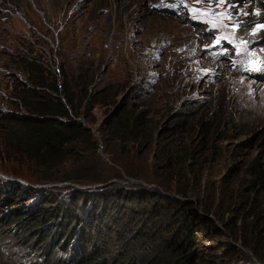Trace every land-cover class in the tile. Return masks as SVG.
<instances>
[{"label": "rangeland", "instance_id": "374dc122", "mask_svg": "<svg viewBox=\"0 0 264 264\" xmlns=\"http://www.w3.org/2000/svg\"><path fill=\"white\" fill-rule=\"evenodd\" d=\"M157 1L15 0L9 15L5 6L0 7L4 25H0V188L17 191L16 202L9 206L0 196V220L14 209L15 217L23 214L17 194L34 189L51 196L45 206L60 203L58 215L68 210L67 202L73 198L77 199L74 208L87 203L80 207L82 212L90 201L105 202L93 221L99 227L98 242L112 252L115 228H129L138 221L132 220L138 215L127 214L120 206L123 195L146 188L149 198L167 197L169 209L186 208L214 220L213 229L209 221L196 219L195 233L185 239L191 252L193 243L199 242L198 264H245L251 257L263 263L230 233L237 229L236 219L244 215L242 199L250 194L245 189L250 175L244 164L264 155V64L260 63L264 61V41L260 40L264 28L257 29L264 24L258 14L264 8L259 0H225L219 6L202 2L198 4L209 15H193L201 21L193 22L184 15L159 11L153 6ZM18 10L22 15L16 16ZM219 12H225L223 21L214 15ZM236 20L242 23L233 29L231 23ZM213 23L229 26L213 29ZM217 36L222 37V46L208 47ZM255 40L259 43L253 47ZM32 58L40 63H30ZM53 80L58 90L51 86ZM34 85L62 101L65 86L71 87L77 101L83 99L80 106L69 108L71 118L91 130V139L79 140L51 167L39 166L4 133V123L10 122L5 116L13 117L14 111L28 113L22 91ZM173 111L186 121L174 125L169 118ZM201 111L208 114L198 116ZM139 112L144 113L141 120L147 132L152 130L156 143L146 145L142 138H121L113 131L110 121L115 122L116 115L130 118ZM185 147L190 157L184 154ZM168 148L186 161L177 159L166 170L187 176L172 180L169 189L154 176V164ZM82 165L96 167L93 171L106 180L59 178ZM45 174L57 179L41 178ZM18 183L24 188H16ZM209 206L218 210L225 224L207 211ZM34 234L14 237L10 243L43 244L44 239ZM51 254L49 263L40 257L38 261L54 264L56 254ZM4 258L20 264L32 257L17 263L13 257Z\"/></svg>", "mask_w": 264, "mask_h": 264}, {"label": "trees", "instance_id": "16d2710c", "mask_svg": "<svg viewBox=\"0 0 264 264\" xmlns=\"http://www.w3.org/2000/svg\"><path fill=\"white\" fill-rule=\"evenodd\" d=\"M258 5L264 8V0H259ZM261 15L264 16V10ZM38 62L37 59H30V63L34 65H38ZM50 84L55 90H58L59 87L54 80ZM99 91L101 94L104 92V90ZM64 92L65 102L69 107L76 108L82 104L83 99L77 101L78 96L68 85L65 86ZM22 93L26 111L42 115V118L10 119V122L4 123L7 126V131L4 133L10 138V141L15 142L14 145L21 147L26 155L34 157V161L39 166L56 165L63 159V156L72 151L75 143L79 140L91 139L90 128H86L77 120L72 119L68 106L59 97L36 88H25ZM88 107L89 105L87 109ZM207 114L208 112L201 111L198 116ZM143 115V112H139L129 118V116L119 113L115 117V122L110 121L113 131H116L121 138H127L128 135V137L133 135L132 139L142 138V142L146 145L151 144L153 140L156 143L157 139L153 136L152 130L149 132L145 130L148 126L141 120ZM170 120L175 125L186 121V117L181 113H176ZM184 154L191 156L188 147H185ZM177 159L183 164L186 161V158L174 156L173 148H168L163 151V156L154 164L155 179L168 189L170 188L168 183H171L172 180L179 179L182 175L187 179V176L184 175L185 172H181L183 173L181 174L174 173V169L166 170L167 165L173 161L178 162ZM244 165L250 175L245 189L249 190L250 194L242 199L244 215L236 219L239 221L237 229L230 235L233 239H239L241 244L248 247L253 255L264 263V155L253 157ZM95 168L82 165L75 167L73 171L64 172L65 174L59 178L61 180L95 182L106 180L104 175L93 171ZM44 176L41 178L57 179L47 174ZM15 187L24 188L20 183ZM14 191L13 198L8 200L6 197L10 195L9 190L3 194L2 199L6 200L8 205L16 202L17 191ZM36 192L34 189L25 194H17L18 202L22 203L23 214L15 217L17 209H14L8 217L5 216L1 219L0 235L5 236L8 240L14 239V237L22 239V236L30 237L29 235L36 231L33 236H38L37 239H44L43 244L39 246L33 245V242L22 244L21 240H16V243L22 245L25 253L29 255L52 257L51 253L55 249H62V254L56 256L57 260L55 259L54 264H198V256L195 251L199 250V242L193 243L191 247L193 252H191L187 250L190 248V244L185 242V239L189 234L195 233L194 222L196 219L203 218L204 221H209L213 229L216 228L214 220L208 215L197 214L192 212L193 210L187 212L186 208L180 211L175 207L169 209L170 201L167 197L160 195L158 198H149L150 192L144 188L136 191L132 196L123 195L124 200L120 202V206L127 214L138 215L132 219L138 221L129 228H115L113 250L108 252L109 250L97 240L99 227L93 221L98 219L105 202L90 201L86 206V211L84 209L85 212H82L79 211L80 207L87 203L84 202L79 204L78 208H74L77 199L73 198L67 202L66 210H68L58 215L56 208L60 204L59 202L52 204L53 207H48L49 204L45 206V203L51 200L49 193H38L32 206L26 204L30 197L36 195ZM79 192L81 194L84 191L79 190ZM85 193L90 194V192ZM0 194H2L1 191ZM91 209L92 214L89 213ZM96 210L97 212H95ZM207 211L214 212L218 220L225 224L224 218L219 215L218 210H212L209 206ZM92 215L96 218L85 219ZM6 220L7 223H5ZM81 220H86L87 226L85 227V221H82L81 226H78V232L73 231L72 228H75ZM15 223L18 225L15 226ZM59 235L61 236L59 237ZM72 237H74V242H71ZM0 258L5 261L1 252ZM45 261L48 262V259L46 258ZM1 264L7 263L1 262Z\"/></svg>", "mask_w": 264, "mask_h": 264}, {"label": "clouds", "instance_id": "9594fccd", "mask_svg": "<svg viewBox=\"0 0 264 264\" xmlns=\"http://www.w3.org/2000/svg\"><path fill=\"white\" fill-rule=\"evenodd\" d=\"M154 3H156V5H159V4H161V0H158L157 2H154ZM154 3H153V6H154ZM170 5H173V6H170ZM155 8H157L159 11L167 12V13L171 14L172 16H175V17L184 15L185 16V20H187V21L188 20H191L193 22L200 21V20L194 19L193 18V15H195V17H199L200 15H197L195 13H190L189 9H199V10H202L201 5H199L196 1H190V0H184V4H179L178 3V0H164V6L163 7H155ZM258 12H259L258 14L261 15L262 10L259 9ZM262 19H264V16L262 17ZM260 40L261 41H264V37H262ZM257 43H259V40H257V41L255 40L254 42H252L251 45L253 47H255L254 45L257 44ZM263 43L264 42H261V45ZM218 46H222V43H220ZM35 87H36L35 85L32 86V88H35ZM64 102H65V100H64ZM65 104L67 105L66 102H65ZM69 108L70 107L68 106V109ZM17 112H20V111H17ZM28 113H30V112H28ZM172 113H174V115H175L177 112L176 111L175 112L173 111ZM5 118H7V119H18V118H13V117L9 118L7 116H5L4 119ZM6 185H9V184L7 183ZM5 188L6 189H1L0 188V191L2 193V194H0V196L2 198H3V196H4L3 194H4V192H6V190H9V194L12 193V190H15L14 188H9L8 186H5ZM10 191H11V193H10ZM37 195H38V193L36 192V195H33L32 197H30L28 199V201L26 202V204L29 205V206H32L33 203L36 201ZM6 210H8V208ZM9 215L10 214L8 213V215H5V216L8 217ZM82 221H85V220L79 221L76 224V227L75 228H72L73 231L78 232V229H79L78 226H81ZM85 225H86V222L84 223V226ZM11 241H12V239L11 240H8V238H5V236H1L0 235V252H1V255H2L3 258H4V256L13 257L14 258V262L17 263L16 261H20V259H27L29 257H32V258H29L28 260H26V261H24V262H22L20 264H41V261L40 262L38 261V258L40 257V259L41 260H44V261L47 258L48 259V262L45 261V263H49L50 256H39V255H36V254H33V255L26 254L25 253V250H24V247L22 245H20L19 243H16V241H13L12 243H10ZM71 242H74V237L71 238ZM22 244H24V243H22ZM62 252H63L62 249H55L54 250L53 255H54V253L56 254L55 255V259L56 260H57L56 256H60L62 254ZM1 262L7 263V264H10V263L13 264V262L6 261V259H5V261L1 260Z\"/></svg>", "mask_w": 264, "mask_h": 264}, {"label": "snow or ice", "instance_id": "6c2138e0", "mask_svg": "<svg viewBox=\"0 0 264 264\" xmlns=\"http://www.w3.org/2000/svg\"><path fill=\"white\" fill-rule=\"evenodd\" d=\"M196 2L197 3L207 2L209 4L215 3V4H217L219 6V5L224 4L225 3V0H196ZM178 3L179 4H184V0H178ZM163 6H164V0H161V4L154 5V7H163ZM170 6H173V5H170ZM189 11H190V13H195L197 15H205V16L209 15L208 12H204V11L199 10V9H189ZM214 15L216 17H219L221 21H223L224 18H225V12L215 13ZM227 19L231 21L232 20V15L231 14H228L227 15ZM241 23H242V21H240V20L233 21L231 23V27H233V29H236V28H238L240 26ZM219 26L227 27L229 25H227V24H220V25H218L217 23H213V25H212L213 29H216ZM259 28H264V24L257 25V29H259ZM221 39H222V37L217 36L216 37V40L214 41V44L213 45H210L208 47H213V46L219 45ZM260 63L261 64H264V61H261ZM250 70H256V69H255V67H252ZM261 70H264V69H261Z\"/></svg>", "mask_w": 264, "mask_h": 264}, {"label": "bare ground", "instance_id": "6f19581e", "mask_svg": "<svg viewBox=\"0 0 264 264\" xmlns=\"http://www.w3.org/2000/svg\"><path fill=\"white\" fill-rule=\"evenodd\" d=\"M7 1L9 2L8 4H7ZM19 1V0H18ZM26 1V0H25ZM43 1V0H42ZM49 1H51V0H49ZM15 2V0H0V7H6L7 8V10H5V11H7V13H8V15L9 14H11V12L10 11H12V9H13V7L11 6L13 3ZM35 2V1H34ZM15 4V3H14ZM16 5V4H15ZM41 5V4H40ZM62 9H64V5L62 6ZM67 9V8H66ZM65 10V9H64ZM0 11H2V10H0ZM19 12H15V14H16V16H19V15H22V11H23V9H22V11H20V10H18ZM13 12V11H12ZM4 13V12H3ZM24 13V12H23ZM13 15V14H12ZM0 16H1V14H0ZM13 16H15V15H13ZM21 18V17H20ZM23 18V17H22ZM24 19V18H23ZM0 25L3 27L4 25L2 24V23H0ZM1 27V28H2ZM0 28V29H1ZM246 263L245 264H262L261 262H259L256 258L255 259H253L252 257L248 260V261H245Z\"/></svg>", "mask_w": 264, "mask_h": 264}, {"label": "water", "instance_id": "95a60500", "mask_svg": "<svg viewBox=\"0 0 264 264\" xmlns=\"http://www.w3.org/2000/svg\"><path fill=\"white\" fill-rule=\"evenodd\" d=\"M118 109V108H117ZM117 109L116 110H113L111 111L107 117H111L113 114H115L117 112ZM14 114V118H31V119H38V118H42V115H37V114H33V113H26V112H17V111H14V112H11ZM174 115V113H172L170 117H172ZM255 258V257H254ZM263 264V263H262Z\"/></svg>", "mask_w": 264, "mask_h": 264}]
</instances>
